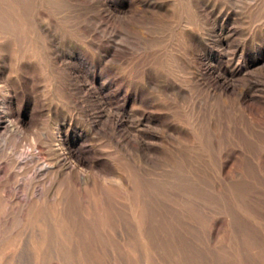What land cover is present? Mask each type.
<instances>
[{
	"label": "rangeland",
	"instance_id": "rangeland-1",
	"mask_svg": "<svg viewBox=\"0 0 264 264\" xmlns=\"http://www.w3.org/2000/svg\"><path fill=\"white\" fill-rule=\"evenodd\" d=\"M149 1L0 0V112L16 123L14 129H0V264H145L147 256L153 264V254L162 264H247L231 254L236 250L234 238L248 244V251L258 248L259 254L241 250L244 258L245 252L249 257L256 254L264 264V243L254 240L258 230L249 232L253 230L226 195L234 196L238 208L239 203L244 207L259 200L255 204L264 211V99L243 103L237 94L249 80L264 78V0H159L158 8L148 7ZM217 38L229 50L244 49L239 58L248 61L252 74L236 71L224 79L228 89L213 94L198 74L208 64L212 75L222 76L227 60ZM110 40L126 48V58L104 56ZM146 77H153L156 86H149ZM129 84L138 89L127 92ZM124 104L133 120L142 110L152 118L142 129L131 130L132 138L140 133L149 142L164 143L159 139L164 123L183 126L192 140L180 138L176 143L196 153L198 178L181 164L175 166L163 151L165 156L147 163L132 143L117 145L93 131L90 119L101 109L117 110ZM213 131H221L217 141ZM224 146L241 147L249 156L237 153L228 158L221 154ZM83 157H103L109 168L101 171L86 161L80 164ZM67 163L80 164L85 175H99L107 186L79 190L63 173ZM186 184L206 202L204 214L198 211L201 215L188 205L200 225L193 228L195 242L171 235L157 239L159 230L181 222L167 203L174 201L171 189ZM247 189L254 196L261 194L259 199H248ZM253 213L261 215V224L259 218L255 222L264 229V214ZM233 214L244 231L234 228ZM213 218L220 221L214 227ZM209 228L216 229L212 241Z\"/></svg>",
	"mask_w": 264,
	"mask_h": 264
},
{
	"label": "bare ground",
	"instance_id": "bare-ground-1",
	"mask_svg": "<svg viewBox=\"0 0 264 264\" xmlns=\"http://www.w3.org/2000/svg\"><path fill=\"white\" fill-rule=\"evenodd\" d=\"M161 1V0H160ZM236 2V1H235ZM140 4V3H139ZM225 4V3H224ZM148 7H152V8H158V7H160L161 6V3L159 2V0H151V1H149L147 4H146ZM143 6V5H142ZM257 6V5H256ZM141 7V6H140ZM224 8V7H223ZM101 22V21H100ZM113 31V30H112ZM213 35V34H212ZM226 36V35H225ZM212 39V38H211ZM246 39V38H245ZM215 42H217L218 44H219V46L222 48V52H223V55H224V57H226V63H227V65L225 66V67H223L222 69H221V75L222 76H220V75H212L211 73H210V66L208 65V64H204L202 67H201V69H200V72H199V74H198V79L202 82V83H204V85L207 87V90H208V92L209 93H212L213 92V94H214V92L217 90V89H221V90H223V91H225V90H227L228 89V84H226V82H225V78H230V77H232V76H234L236 73V71H237V74H240V75H242V76H250L251 74H252V70L250 69L251 67L249 66V63H248V61L247 60H241L239 57L240 56H242L243 55V53H244V49L242 48H234L233 50H229V49H227V46H226V44H225V42H224V40L222 39V38H217L216 39V41ZM237 43V42H236ZM252 45V44H251ZM103 53H104V56L105 57H107V58H110V59H122V58H126L127 57V54L129 53V52H127V50H126V48L125 47H122V46H120L118 43H116L115 41H113V40H110V41H107L106 42V48H104V50H103ZM102 53V54H103ZM132 56H134V55H132ZM131 58V57H130ZM129 58V59H130ZM106 60V59H105ZM131 60V59H130ZM206 62V61H205ZM234 63L235 64V66H234V68H231L230 66H231V64L230 63ZM216 68V67H215ZM263 71V70H262ZM195 73V72H194ZM196 74V73H195ZM251 77V76H250ZM261 77V76H260ZM255 77L254 79H255V81H248L246 84H244V87H242V88H240V90L238 91V98H239V100H240V102H243V103H246L247 101H249V100H255V101H257V102H262L263 101V99H264V78L263 77ZM153 78V77H152ZM152 78H150V77H146L145 79H146V83L149 85V86H156L155 84H157V83H155L153 80L154 79H152ZM227 80V79H226ZM234 80H236V79H234ZM240 81H241V79H240ZM199 82V81H198ZM235 82V81H234ZM229 83V82H228ZM231 83V82H230ZM159 84V83H158ZM165 84V83H164ZM233 84V83H232ZM242 84V83H241ZM138 86V85H137ZM136 85H134V84H129V86H128V89L126 90L127 92L128 91H130V90H137L138 89V87H137ZM158 86V85H157ZM76 87V86H75ZM160 87V86H159ZM15 88V87H14ZM80 88V87H79ZM235 88V86L232 88V89H234ZM236 89V88H235ZM163 90H164V88H163ZM178 91V90H177ZM181 91V90H180ZM124 92V91H123ZM165 92V91H164ZM235 92V91H234ZM170 93V92H169ZM184 93V92H183ZM129 94V93H128ZM168 94V93H167ZM218 94V93H217ZM127 95V94H126ZM82 98V97H81ZM85 98V97H84ZM122 98V97H121ZM209 99V98H208ZM135 101V100H134ZM116 102V101H115ZM136 102V101H135ZM180 103V102H179ZM137 104V103H136ZM181 104V103H180ZM108 106V105H107ZM116 106V105H115ZM132 107V106H131ZM5 109V108H4ZM132 109V108H131ZM151 109V108H150ZM160 109V108H159ZM130 110V109H129ZM147 110V109H146ZM150 111V110H149ZM240 111V110H239ZM151 113V112H150ZM243 113V112H242ZM140 116L139 117H137L136 119H132L131 118V115L128 113V107H127V104H124V105H122L121 107H118L117 108V110L115 109V110H112V109H101L97 114H96V117L94 118H92V119H90V126H91V128L93 129V131L98 135V134H100V135H104V136H107L109 139H112L117 145H121L122 143H124V142H126V143H132L133 144V146H135V147H137L139 150H141L142 151V155H143V158H144V160L147 162V163H155L158 159H159V155H161L162 153V151H163V153H166L167 154V156L170 158V160L175 164V166H176V164L177 165H179V164H181L182 165V167H184L185 168V170L188 172V173H190V176H192V174H193V176H194V178L196 179V177L198 178V168H199V165H198V160H197V155H196V153L190 148H188V146L187 145H184V144H177L176 143V141L177 140H179L180 138H182V139H188V140H192V138H190L191 137V134L189 135L187 132H185L184 130H183V126H181V125H179V123H176V124H172V123H164V122H162V123H164V134L166 133L168 136H169V138L168 139H171L172 140V142L174 141L175 143H170V142H168V141H166L167 139H165V137L164 136H166V134L164 135V134H162L160 137H159V139H161L162 141H164V143L165 142H168V146L169 147H166V143L164 144L163 142H158V143H156V142H149V141H147V140H145L141 135H140V133H133L134 134V137L132 138L131 137V135H132V133H130V131L131 130H139V128H141L142 129V125L145 123V122H150L151 123V119L152 118H150V116H148L147 114H146V111L145 110H142L140 113ZM158 114V113H157ZM134 116V115H133ZM135 117V116H134ZM89 118V117H88ZM154 118V117H153ZM63 119V122L66 120V118H62ZM240 119V118H239ZM163 120H165V118L163 117ZM162 120V121H163ZM69 121V120H68ZM72 121V120H71ZM136 122V125L134 126V128H132L131 126H129L128 125V123L127 122ZM168 121V120H167ZM21 122V121H20ZM160 122V121H159ZM158 122V123H159ZM65 123V122H64ZM16 123H14L13 122V120L11 119V115L10 114H2L1 112H0V129L1 128H13L14 129V127L16 126L15 125ZM77 124V123H76ZM161 124V123H160ZM157 127V126H156ZM162 128V127H161ZM162 129V130H163ZM201 129V128H200ZM197 130V129H196ZM203 130V129H202ZM1 131V130H0ZM161 131V130H160ZM249 131V130H248ZM141 132V131H140ZM198 132V131H197ZM203 132V131H202ZM220 133H221V131L220 132H217V131H213V136H214V140L215 141H217V139H218V137H219V135H220ZM198 134V133H197ZM164 135V136H163ZM195 136V135H194ZM87 137V136H86ZM167 137V136H166ZM198 139V138H197ZM93 140V139H92ZM170 140V141H171ZM160 141V140H159ZM226 141H228V140H226ZM192 141H190V143H191ZM216 143V142H215ZM234 143V142H233ZM261 143V142H260ZM221 144V143H220ZM84 145V144H83ZM165 145V146H164ZM192 145V144H191ZM217 145V144H216ZM226 145V144H225ZM235 145V144H234ZM233 145V146H234ZM164 146V147H163ZM230 146V145H229ZM244 146V145H243ZM70 147V146H69ZM165 147H166V149H165ZM190 147V146H189ZM225 147V146H224ZM196 148V147H195ZM239 148V147H238ZM165 149V150H164ZM196 151V150H195ZM82 152V151H81ZM93 152V151H92ZM223 152H225V153H227L226 155L228 156V158H235V154H243V155H245V156H249V153H247V152H245L244 150H242L241 149V147H240V150L239 149H237V148H235V147H225V148H223L222 149V153L221 154H223ZM96 153V152H95ZM161 153V154H160ZM75 155V154H74ZM97 155V154H96ZM106 155V154H105ZM104 155V156H105ZM164 155V154H163ZM163 155H161V156H163ZM262 155V154H261ZM98 156H101L100 154L98 155ZM103 156V157H104ZM165 156V155H164ZM224 156H225V154H224ZM223 156V157H224ZM251 156V155H250ZM101 158V157H99V158H96V159H86V157H85V159H84V157L83 158H81L80 160H79V163L80 164H82V163H84V161H86L87 163H88V165L90 166V168H98L99 170H107L109 167H108V163H107V161L104 159V158ZM113 157H115V156H113ZM32 158H34V156L32 157ZM36 158V157H35ZM227 158V157H226ZM227 158V159H228ZM236 158H238V157H236ZM112 159V158H111ZM168 159V158H167ZM34 160V159H33ZM226 160V159H225ZM229 160V159H228ZM228 160L227 161H224V164L223 163H221V164H223V165H221V166H223L222 168H224V167H227L226 165H227V163H228ZM235 160H237V159H235ZM32 161V160H31ZM114 160H112V162H113ZM187 161V162H186ZM254 161V160H253ZM187 163V164H186ZM61 164V163H60ZM80 164H72V163H67L66 165H65V172H63V173H65V175H67V177H70V178H72L73 180L72 181H74V184H75V187H77L79 190H83V191H86L87 189H88V185H93V186H95V187H97L98 185L101 187V186H103V188H105L104 186H107V185H105L104 184V182H102L100 179H99V175L96 177V176H93L94 174H89L88 173V175H85L84 174V172L82 171V169L79 167V165ZM211 164H212V162H211ZM232 164V163H231ZM139 165V164H138ZM54 166V164H51L50 163V165H49V167H53ZM140 166V165H139ZM143 166V165H142ZM141 166V167H142ZM229 166H230V164H229ZM228 166V167H229ZM173 167V166H172ZM145 168V167H144ZM155 168V167H154ZM174 168V167H173ZM264 168V167H263ZM171 169V168H170ZM180 169V168H179ZM182 169V168H181ZM201 168H199V170H200ZM141 170V169H140ZM142 170H144V169H142ZM148 170H150L148 167L144 170L145 172H148ZM152 170V169H151ZM157 170V169H156ZM162 170V169H161ZM173 170V169H172ZM177 170V169H176ZM204 170V169H203ZM109 171V170H108ZM201 171V170H200ZM261 171H263V170H261ZM143 172V171H142ZM150 172V171H149ZM204 172V171H203ZM229 172V171H228ZM97 173V172H96ZM95 173V174H96ZM40 174V173H39ZM99 174V173H98ZM201 174V173H200ZM43 175V174H42ZM97 175V174H96ZM111 175H113V174H111ZM154 175V174H153ZM203 175V174H202ZM228 176H229V174H227ZM226 175V176H227ZM45 176V175H44ZM102 176V175H101ZM183 176V175H182ZM233 176V175H232ZM155 177V176H154ZM164 177V176H163ZM235 177V176H234ZM233 177V178H234ZM247 177V176H246ZM262 177L264 178V175H262ZM156 178V177H155ZM231 178V177H230ZM244 178V177H243ZM113 179V178H112ZM171 179V178H170ZM229 179V178H228ZM235 179V178H234ZM237 179H239V178H237ZM237 179H235V180H237ZM259 179V178H258ZM159 180V179H158ZM162 180V179H161ZM225 180V179H224ZM233 180V179H232ZM239 180H241V177H240V179ZM160 181V180H159ZM166 181V180H165ZM174 181V180H173ZM203 181H206V179L205 180H203ZM210 181V178H209V180H208V182ZM117 182V181H116ZM178 182V181H177ZM225 182H226V180H225ZM229 182V181H228ZM227 182V186H229L230 184ZM234 182V181H233ZM251 182V181H250ZM167 183V182H166ZM169 183H171V181L169 182ZM168 183V184H169ZM179 183V182H178ZM223 183H224V181H223ZM231 183V182H230ZM243 183V182H242ZM35 184V183H34ZM161 184V183H160ZM173 184V183H172ZM171 184V185H172ZM180 185H181V183H179ZM194 184V183H193ZM238 184V183H237ZM112 185V184H111ZM177 185V184H176ZM182 185H183V183H182ZM187 185V184H186ZM254 185V184H253ZM195 186V185H194ZM202 186H203V184H202ZM239 186V185H238ZM41 187V186H40ZM100 187H97V188H99L100 189ZM169 187V186H168ZM206 188L208 187V186H205ZM216 187V186H215ZM230 187V186H229ZM232 187V186H231ZM230 187V188H231ZM236 187V186H235ZM240 187V186H239ZM244 187V186H243ZM243 187H242V189H243ZM247 188H248V186H246ZM246 187L244 188V189H246ZM260 187V186H259ZM258 187V188H259ZM102 188V187H101ZM123 188V187H122ZM173 188H176V187H173ZM185 188H187L188 189V191H190V192H186V190H183V189H185ZM229 188V189H230ZM181 189V188H180ZM179 189V187L177 188V189H171V194H172V198L174 199V201L173 202H169V203H167V205H168V207L174 212V214L175 215H178V217H179V219H180V221L181 222H178V223H175V224H173V225H171V226H165L164 227V229H163V231L162 230H159L157 233H155V237L157 238V239H165V238H167V236H169V235H171L172 236V238H174L175 237V239H178V240H180V238H186V239H188V240H192V241H194L195 242V240H194V237H195V231H193V228H195V229H200V225H199V220H198V218H197V216H195L194 214H192V216L189 214L190 212H191V209L189 210V208H188V205L189 204H191V205H193L194 206V208L195 209H192V210H194V211H197V213H198V211H200L201 210V212H202V209H204V203H206L205 202V200H204V202H203V197H202V195L200 194V192H198L195 188H193V187H191L189 184L187 185V186H185V187H183L182 186V189L180 190ZM190 189V190H189ZM225 189V188H224ZM228 189V191H230ZM233 189H234V186H233ZM242 189H241V191H242ZM243 189V190H244ZM104 190V189H103ZM102 190V191H103ZM106 190V189H105ZM192 190V191H191ZM211 190V189H210ZM235 190V189H234ZM238 190V189H237ZM240 190V189H239ZM250 190H253V189H250ZM260 190H262V188L260 187ZM39 191V190H38ZM208 191V190H207ZM215 191V190H214ZM219 191V190H218ZM232 191V190H231ZM247 191H249V189H247L245 192H247ZM255 192H253V194L255 193L256 194V190H254ZM259 191V189L257 190V192ZM263 192H264V190H262ZM41 192V191H40ZM105 192V191H104ZM216 192V191H215ZM238 193L240 192V191H237ZM243 192V191H242ZM262 192V193H263ZM109 193V192H108ZM219 193V192H218ZM223 193V192H222ZM231 193V192H230ZM234 193V192H233ZM236 193V192H235ZM249 193L251 194H248V193H246L247 194V196H249V197H247L248 199L250 198V196L252 197H258L257 195H259V194H256L255 196L254 195H252V193L249 191ZM85 194V193H84ZM105 194V193H104ZM214 194V193H213ZM217 194V193H216ZM216 194L215 195H213V197L215 196V198H216ZM221 194V193H220ZM224 194V193H223ZM228 194H229V192H228ZM228 194H226L227 195V197H231V200L230 201H232L231 203H233L232 205H233V207L232 208H234L235 209V211H237V213L241 216V218L244 220V222L246 223V225L247 226H249V228H251L253 231H249V232H254L255 233V230L257 229L258 230V232H257V230H256V232L258 233V238H255L254 240H259V241H261V242H263L264 243V233L263 234H261L262 232H260V229L263 231L264 229H262L263 227H261L260 229L258 228L259 226H257L260 222H261V219L258 217V216H256V215H254V213L253 212H259V213H261V214H264V211H262L261 209H259V206H257V204L259 203L258 201L259 200H255L256 202H257V204H255V201H254V203H249L248 205H245L244 207H241V205H239L240 203H239V201H237L236 200V202H238L239 204H237V206H239V208L238 207H236V205H235V202L233 201L235 198H234V196H231V194H230V196H228ZM243 193H241V195H242ZM111 195V194H110ZM206 195V194H205ZM226 195H224V196H226ZM234 195V194H233ZM244 195H245V193H244ZM243 195V196H244ZM261 195V194H260ZM259 195V196H260ZM103 196V195H102ZM217 196H220V195H217ZM222 196V198H223V195H221ZM220 196V197H221ZM236 196V195H235ZM246 196V195H245ZM241 197V196H240ZM263 197V196H262ZM262 197H260V198H262ZM208 198V197H207ZM226 198V197H225ZM234 198V199H233ZM237 198H238V196H237ZM246 198V197H245ZM244 198V199H245ZM253 198V199H254ZM219 199H221V198H219ZM218 199V200H219ZM233 199V200H232ZM258 199H259V197H258ZM227 200V199H226ZM228 200V201H229ZM261 200V199H260ZM262 200H264V199H262ZM14 201H16V200H14ZM247 201V200H246ZM249 201V200H248ZM251 202L253 201V200H250ZM242 202V201H241ZM244 202H245V200H244ZM209 203V202H208ZM207 203V204H208ZM218 203H220V201L218 202ZM222 203H223V201H222ZM229 203V202H228ZM263 203V202H262ZM210 205H211V203H209ZM241 204H243V202L241 203ZM246 204H247V202H246ZM264 204V203H263ZM125 205V204H124ZM184 205H187V206H184ZM212 205H214V204H212ZM223 205V204H222ZM224 205H226V204H224ZM244 205V204H243ZM242 205V206H243ZM260 205V204H259ZM131 206V205H130ZM206 206V205H205ZM125 207H127V206H125ZM222 207H225V206H222ZM231 207V206H230ZM262 207V206H261ZM190 208H191V206H190ZM193 208V207H192ZM210 208V207H209ZM226 208V207H225ZM262 208H264V207H262ZM28 209V208H27ZM132 209H134V208H132ZM206 209V208H205ZM219 209H221V208H219ZM230 209V208H229ZM233 209V210H234ZM230 210H232V209H230ZM232 210V211H233ZM264 210V209H263ZM212 211V210H211ZM211 211H209V213H211ZM215 211V210H214ZM223 211V210H222ZM222 211H221V214L220 215H222ZM224 211H226V210H224ZM135 212H136V210H135ZM227 212V211H226ZM137 213V212H136ZM195 214H196V212H194ZM203 213V212H202ZM213 213V212H212ZM211 213V214H212ZM216 213V211L214 212V214ZM230 213H235V212H230ZM198 214H200V212L198 213ZM204 214V213H203ZM226 214H228V213H226ZM201 215V214H200ZM199 215V216H200ZM217 215V214H216ZM258 215V214H257ZM204 216V215H203ZM212 217H213V215H211ZM219 216V215H218ZM222 217L223 216H221V218L220 219H222ZM230 217V216H229ZM257 217V218H256ZM210 218V217H209ZM236 218L237 217H235V220H234V214H233V221H235L234 222V224L236 223ZM260 219V221H258V222H255L257 219ZM138 219V218H137ZM136 219V220H137ZM214 219V220H213ZM213 219H210V220H212V224L211 225H213V227L215 226V225H217L218 224V221L215 219V218H213ZM263 219H264V217H263ZM139 220V219H138ZM200 220H201V217H200ZM209 220V221H210ZM208 221V220H207ZM231 220H230V218H229V222H230ZM201 222V221H200ZM220 222V221H219ZM223 222H225V219L223 220ZM240 222V221H239ZM238 222V223H239ZM238 223H236L235 225H234V228L235 229H237V231L239 232H241V231H244L243 229H245V228H243V225H241L240 223L238 224ZM245 223H244V225H245ZM257 223V224H256ZM206 224H207V222H206ZM221 224H222V222H221ZM229 224V223H228ZM230 224H231V222H230ZM261 224V223H260ZM232 225V224H231ZM231 225H228V226H230L231 227ZM245 225V226H246ZM264 225V224H263ZM142 226V225H141ZM218 227V226H217ZM224 227V226H223ZM40 228V227H39ZM127 229H128V227H126ZM219 228V227H218ZM222 228V227H221ZM232 228V227H231ZM146 229V228H145ZM190 229H192V231H193V233H192V231L190 230ZM255 229V230H254ZM231 230V229H230ZM232 230H233V228H232ZM248 230V229H247ZM250 230V229H249ZM126 231V230H125ZM128 231V230H127ZM126 231V232H127ZM208 233H209V237H210V240L209 241H212V240H214V238H215V235H216V229L215 228H209L208 230ZM225 231V230H224ZM246 231V230H245ZM227 232H230V231H227ZM248 232V231H247ZM247 232H244V233H247ZM264 232V231H263ZM42 233V232H41ZM220 233V232H219ZM237 233V232H236ZM253 233V234H254ZM238 234H240V233H237V235ZM241 234H243V232L241 233ZM252 234V235H253ZM122 235V234H121ZM236 235V234H235ZM235 235H233L234 237H235ZM252 235H250V236H252ZM147 236V235H146ZM239 236V235H238ZM238 236H236L237 238H239ZM253 237V236H252ZM230 238V237H229ZM228 238V239H229ZM249 238V237H248ZM231 239V238H230ZM233 239V238H232ZM235 239V238H234ZM233 239V241L236 243V246H235V248H236V250H231V254H233L234 255V258L238 261H243V260H245V262L247 263V264H261L260 263V261H259V258H257V256H256V254H255V256L253 255L254 253H258V251H256L255 252V250L256 249H258V248H256L255 246H254V248H255V250L253 251V252H251V251H248L247 249H246V245H247V248H248V244H243V243H241V241H243L241 238V241H239V239H236V240H234ZM251 239V238H250ZM250 239H249V241H250ZM216 240V239H215ZM244 240H246V239H244ZM224 241V240H223ZM232 241V240H231ZM232 241V242H233ZM253 241V240H252ZM261 242H257V243H261ZM175 243V242H174ZM203 243V242H202ZM224 243V242H223ZM254 243V242H253ZM263 243H261L262 245H263ZM159 244V243H158ZM205 244V243H204ZM211 244V243H210ZM212 244H213V242H212ZM228 244V243H227ZM250 244V243H249ZM226 245V244H225ZM232 245H234V243L232 244ZM253 245H255V244H253ZM253 245L252 246H250L251 248L253 247ZM198 246L200 247V245L198 244ZM197 246V247H198ZM218 246H220V244L218 245ZM229 245H226V247H228ZM35 247V246H34ZM151 247V246H150ZM261 247V246H260ZM160 248H162V247H160ZM201 248V247H200ZM217 248V247H216ZM216 248H210L212 251H217L216 250ZM232 249V248H231ZM260 249V248H259ZM241 250H247L248 252H250V253H253L252 254V257H249V256H247L248 255V253L247 252H245L247 255H246V257L244 258L243 257V252L241 251ZM250 250V249H249ZM260 250H263L262 248L260 249ZM162 251V250H161ZM164 251V250H163ZM236 251V252H235ZM144 252V251H143ZM146 252H147V250H146ZM227 252H228V250H227ZM220 253V252H219ZM249 253V254H250ZM144 254V253H143ZM214 254H216V253H214ZM243 254V255H242ZM259 254V253H258ZM264 254V253H263ZM149 255V254H148ZM166 255H168V254H166ZM223 255H225V253L223 254ZM219 256V255H218ZM225 256H227V255H225ZM254 256V257H253ZM199 257V256H198ZM205 257V256H204ZM215 257H216V255H215ZM223 257V256H222ZM228 257H230V256H228ZM261 257V256H260ZM18 258V257H17ZM148 258H149V256H147V258L146 259H144L145 260V264H148ZM193 258V257H192ZM214 258V257H213ZM218 258V257H217ZM60 259V258H59ZM142 259H143V257H142ZM153 259V260H152ZM197 259V258H196ZM198 259H200V258H198ZM208 259H209V257H208ZM223 259V258H222ZM225 259H227L226 257H225ZM261 259V258H260ZM262 259H263V261H264V255H262ZM143 260V261H144ZM150 260H152L151 261V263H153V264H162V262H161V258L160 257H158V255H154L153 254V256H152V258L150 259ZM17 261V260H16ZM209 261V260H208ZM215 261H216V259H215ZM232 261V260H231ZM172 263V262H171ZM190 263H192V262H190ZM200 264H202V262H199ZM226 263H228V262H226ZM233 263V262H232ZM262 263H264V262H262ZM36 264V263H35ZM210 264V263H209ZM221 264H223V263H221ZM239 264H240V262H239Z\"/></svg>",
	"mask_w": 264,
	"mask_h": 264
}]
</instances>
